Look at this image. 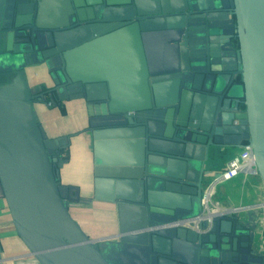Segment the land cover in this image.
Instances as JSON below:
<instances>
[{"label": "water", "instance_id": "1", "mask_svg": "<svg viewBox=\"0 0 264 264\" xmlns=\"http://www.w3.org/2000/svg\"><path fill=\"white\" fill-rule=\"evenodd\" d=\"M39 65L85 103L90 197L59 180L70 136L42 131ZM244 147L264 188V0H0V195L37 264H264L255 207L171 224L202 213L211 150ZM92 201L116 232L72 217Z\"/></svg>", "mask_w": 264, "mask_h": 264}, {"label": "crops", "instance_id": "2", "mask_svg": "<svg viewBox=\"0 0 264 264\" xmlns=\"http://www.w3.org/2000/svg\"><path fill=\"white\" fill-rule=\"evenodd\" d=\"M27 80L33 95L43 94V101L34 102V109L45 135L50 138L70 136L69 143L62 150L66 155L63 153L64 161L59 169L60 182L77 186L81 197H90L93 159L91 141L86 131L88 114L84 101L80 98L59 99L55 93H46L52 81L44 65L29 70ZM48 100L52 102L51 105L46 104ZM241 149H212L206 162V167L211 173L205 176L203 186L210 181L212 174L223 170L228 160ZM215 198L226 206L253 204L264 198V188L257 174H238L217 185ZM69 208L72 217L90 237L107 235L118 229L116 207L112 203H72ZM253 247L264 259V238L259 224L255 230ZM26 251L24 243L14 230L5 200L0 195V264H37L34 257Z\"/></svg>", "mask_w": 264, "mask_h": 264}, {"label": "built area", "instance_id": "3", "mask_svg": "<svg viewBox=\"0 0 264 264\" xmlns=\"http://www.w3.org/2000/svg\"><path fill=\"white\" fill-rule=\"evenodd\" d=\"M46 104L51 105L52 102L48 100L46 101ZM218 173L219 174L217 176L212 177L210 181H208L202 188L200 197L202 213L196 216L195 218L180 220L171 224L188 227L190 226L191 222L194 223L198 219H206L208 221H211V218L214 215L233 214L235 212L236 207L223 205L218 200H216V187L218 184L229 180L237 176L238 174H256L254 158L251 153V150L248 147L242 148L237 155L233 156L228 160L226 167ZM252 207H255L259 210L258 224L261 227V233L264 238V202L250 204L247 205L245 208L249 209Z\"/></svg>", "mask_w": 264, "mask_h": 264}, {"label": "rangeland", "instance_id": "4", "mask_svg": "<svg viewBox=\"0 0 264 264\" xmlns=\"http://www.w3.org/2000/svg\"><path fill=\"white\" fill-rule=\"evenodd\" d=\"M64 153V156L66 155V153L65 152H63ZM63 153H62V151H61V157H63ZM77 207H84V206H77ZM89 207H91V206H89ZM74 213V212H73ZM76 213V212H75Z\"/></svg>", "mask_w": 264, "mask_h": 264}, {"label": "trees", "instance_id": "5", "mask_svg": "<svg viewBox=\"0 0 264 264\" xmlns=\"http://www.w3.org/2000/svg\"><path fill=\"white\" fill-rule=\"evenodd\" d=\"M46 93H48V92H46ZM50 93H53V92H50ZM54 94V93H53ZM43 95V94H42ZM52 95V94H51ZM55 95V94H54ZM54 97H56V96H54ZM55 99H57V97L55 98Z\"/></svg>", "mask_w": 264, "mask_h": 264}]
</instances>
